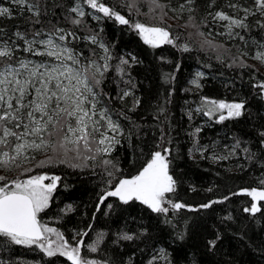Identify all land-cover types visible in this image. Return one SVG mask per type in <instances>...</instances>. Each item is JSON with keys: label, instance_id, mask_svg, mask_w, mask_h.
<instances>
[{"label": "snow or ice", "instance_id": "snow-or-ice-1", "mask_svg": "<svg viewBox=\"0 0 264 264\" xmlns=\"http://www.w3.org/2000/svg\"><path fill=\"white\" fill-rule=\"evenodd\" d=\"M144 2L147 12L141 0H0V251L39 250L65 258L61 264H237L234 251L242 248L264 261V79L250 73L245 84L241 76L234 99L211 98L203 94L205 71L190 73L181 89L182 59L159 54L170 68L161 69L158 84L145 93L144 80L134 75L144 61L118 53L120 41L106 38L111 23L154 52L164 46L182 56L211 52L222 67L250 69L245 58L264 65V0ZM170 19L183 21V31H174ZM211 59L197 62L211 71ZM221 83L237 85L235 78ZM181 90L195 97L181 108L186 128L173 111ZM216 125L229 132L202 142V133ZM180 130L190 159L235 160L237 171L260 173L258 186L195 205L183 200L176 174ZM14 169L18 175L9 178ZM85 181L92 185L89 202L61 206L59 197L73 196ZM231 197L250 198L242 206L245 216H221L203 251L189 255V221L182 213L215 212ZM45 217L66 230L71 224V234ZM180 220L185 230L177 229ZM0 264L24 262L4 255Z\"/></svg>", "mask_w": 264, "mask_h": 264}, {"label": "trees", "instance_id": "trees-1", "mask_svg": "<svg viewBox=\"0 0 264 264\" xmlns=\"http://www.w3.org/2000/svg\"><path fill=\"white\" fill-rule=\"evenodd\" d=\"M112 2V0H109ZM147 5L144 0H141V11L147 12ZM127 9H124V14L127 15ZM171 15V13L169 14ZM139 19L144 20L145 22L149 21L147 16H140ZM168 24L171 25L174 31H183L180 28V24L183 21L168 20ZM107 36L106 38L112 40L114 37L120 42L117 45L116 51L120 54L131 52L137 55L141 60L144 61L142 65L137 66L134 69V75L138 79L144 80L143 91L145 93L154 90L155 86L158 84V77L160 75L161 69L167 71L170 66L166 64H161L157 57L159 54L168 55L169 58H180L183 61L184 68L180 75V85L181 89L187 87L186 81L190 78V73L195 72L196 70L205 71L208 76V82L204 88V95H208L211 98L217 99H227L232 100L237 96L238 92H241L240 78L243 77L245 84L249 82V74L255 75L256 79H264V70H262L257 65L249 62V59L245 58V62L253 67L250 69H239L233 68L229 70L227 67H222L216 63L215 56L211 52H199L189 54H182L176 52L175 49H171L169 46H164L162 49H157L155 52L152 49H149L142 41L135 35V33H129L127 30L124 32L117 31L111 23H109L106 28ZM219 40L220 38L217 37ZM165 49H167L165 51ZM171 54V55H169ZM211 56L212 59L209 61L213 65V69L210 71L208 69H201L200 64L197 62V57L200 61L208 60V57ZM223 72L224 75L221 76L220 73ZM235 78L237 85L235 89L225 88L222 85V81L231 82ZM185 98L188 100H193L195 97L192 93H184L182 90L175 97V104L173 111L175 113V119L180 125L184 128L187 127L186 118H181V108L184 105ZM150 119V118H149ZM207 118H204L206 120ZM203 122V121H200ZM232 125L229 124V128ZM240 126H237L239 128ZM229 128H225L222 125H216L212 128L206 129V133H202L204 143H207L209 137L224 138L225 134L229 132ZM177 142L181 149V159L176 162V174L181 178L182 184L180 187V194L183 200L191 204H199L202 201H206L209 198H220L224 195H230L232 191H239L242 187H256L258 186L257 177L260 175L258 171H245L239 172L234 168L236 163L235 160L231 161H221L219 163H212L208 160H202L199 156L194 159H190L187 154V149L191 146L188 138L184 134L183 130H180L179 136L177 137ZM224 143H229L227 139L223 140ZM120 155L123 157L125 153L121 151ZM143 161H138L137 167ZM125 168V171L129 174H133L135 169L131 168L126 162L122 164ZM228 169H232L228 171ZM19 170H13L11 175H8L9 178H12L18 175ZM9 174V173H7ZM73 175H78L73 173ZM87 175V173H84ZM94 179V178H93ZM189 185L195 186L199 191L191 192ZM208 187H213L214 191L208 193L204 191ZM78 190L74 192V195L68 197L66 194L59 197L61 206L64 203L77 202L80 203L82 200L84 203H88L91 198V189L92 185L88 184L86 181L83 184V187L77 185ZM250 200L248 197H231V202H226L223 205H215V212L211 210L201 211L199 213H189L187 211L183 212L182 215L188 219V232L189 236L184 242L185 249L189 252V255L197 254L203 251L205 238L211 235V232L214 230V226L219 222V218L223 215L231 212L235 217L240 218L244 217L245 214L242 212V206L246 201ZM83 205H81V211H83ZM88 211H91L89 207ZM46 220H49V226L59 227L61 231L66 232V236L70 235L71 224L67 226V229L63 225H58L54 221H51L50 218L45 217ZM79 217H74L75 222H79ZM243 223V220L240 221ZM104 223L103 218L98 221V226H102ZM264 223V222H262ZM178 230H185V224L183 220H180L177 223ZM170 231V229H169ZM228 245L226 244V248ZM231 247L235 250L238 245L235 241L231 242ZM13 253H4L0 251V256L11 255L13 259L23 260L24 264H46L49 259H56V264H61L65 258H48L44 257L39 250L35 252L24 249L20 246H13ZM243 253V254H242ZM235 260L237 264H264V261H260L259 255L256 252L248 250L246 253L241 248L240 251H234ZM221 257H217L220 259ZM224 259H229V257L224 256ZM207 259V258H205ZM70 264V262H69Z\"/></svg>", "mask_w": 264, "mask_h": 264}, {"label": "rangeland", "instance_id": "rangeland-1", "mask_svg": "<svg viewBox=\"0 0 264 264\" xmlns=\"http://www.w3.org/2000/svg\"><path fill=\"white\" fill-rule=\"evenodd\" d=\"M247 59H249V62H251V63L257 65V66L260 67L262 70H264V65H261L258 61L253 60V59H251V58H247ZM14 170L17 171L16 169H14ZM8 173H9V174H7V175H11V173H13V170H12L11 172H8ZM0 175H5V171H4L3 169H0Z\"/></svg>", "mask_w": 264, "mask_h": 264}]
</instances>
